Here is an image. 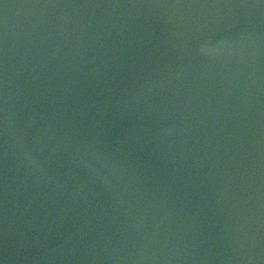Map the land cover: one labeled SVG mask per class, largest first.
<instances>
[{
	"label": "water",
	"instance_id": "water-1",
	"mask_svg": "<svg viewBox=\"0 0 264 264\" xmlns=\"http://www.w3.org/2000/svg\"><path fill=\"white\" fill-rule=\"evenodd\" d=\"M0 264H264V0H0Z\"/></svg>",
	"mask_w": 264,
	"mask_h": 264
}]
</instances>
